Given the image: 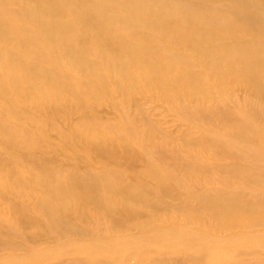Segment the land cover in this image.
I'll return each instance as SVG.
<instances>
[{
	"label": "bare ground",
	"instance_id": "6f19581e",
	"mask_svg": "<svg viewBox=\"0 0 264 264\" xmlns=\"http://www.w3.org/2000/svg\"><path fill=\"white\" fill-rule=\"evenodd\" d=\"M139 96L209 155L154 134ZM65 100L98 163L33 150ZM105 102L117 117L92 114ZM0 145L26 162L0 149V264H264V0H0Z\"/></svg>",
	"mask_w": 264,
	"mask_h": 264
},
{
	"label": "rangeland",
	"instance_id": "374dc122",
	"mask_svg": "<svg viewBox=\"0 0 264 264\" xmlns=\"http://www.w3.org/2000/svg\"><path fill=\"white\" fill-rule=\"evenodd\" d=\"M215 90L216 89H214V88L212 89L214 95L220 99H228L230 96V95L224 94L222 92L216 93ZM243 90H244L243 87H238L235 90V96L237 99H242L244 97L245 93H243ZM114 95H115V101L118 102V100L120 98L119 93H117V94L115 93ZM153 98H150V97L148 98L145 96H139L138 100H139L141 107L144 108L148 113L149 123L155 126V128H153L154 134H159L163 130V131H168V132L172 133L175 137L186 135L187 140L183 142L185 146H187L189 148H200L204 152H206L207 155H209V153L207 152L209 150L208 148H205V146L196 144L195 142L191 141L194 137H198L200 135V132L197 129L190 128L189 125H187L185 121H182L180 119L178 113H176L171 106L165 107V105H170L167 102V100L164 101V99H162V97H161L160 98L161 100H158L156 103H153L150 100ZM70 99L72 100L71 97H70ZM219 103L225 104L227 102H219ZM64 104H68V105H64ZM71 104L72 103H70L66 100L64 101V103L62 101V105H64L66 107L67 114H69V113L70 114L75 113V114L72 115V118L71 117L68 118L67 121L61 120V123L65 126H63V128H62V130H60V132H58L55 129H52L51 124L53 123V120L55 118L60 119L61 115H58V114L48 115L47 112H45L44 110H43L44 112H41V115H42L41 119L43 120V122H45L46 128H43L44 130H42V133H40L39 130H35V133L37 136L35 138L36 140L34 143L35 145L33 146V150L38 151L40 153L39 155L42 158L49 160L50 162H52L53 165L72 168L73 166L68 165V161H70L69 159H71V160L73 159L72 160L73 162L80 161L79 165H80V167L83 168V167H86L87 165L82 164L81 161L86 160V158H84V160H83L82 156L86 155L88 158H90L91 163H96L98 158L94 154V152L90 150L89 147H85V145L82 142H80L79 138H77L75 140L73 139L75 141V144L70 139L71 138V132L70 131L71 130L74 131L75 129L73 127L69 128L68 126L70 125L72 119H73V121L75 120V118L77 117L76 114H78V113L73 111ZM95 104L96 105L91 107V110H92V114L95 116H98V118L103 116V117H105V120H106L108 118H115L118 116L117 109L110 102H105L103 104H100V103H95ZM125 104L130 109H132L133 105H134V103L131 102V100L127 101ZM70 108H71V110H70ZM47 109H51V108H47ZM136 113H137V116L135 119H139L141 117V115L138 112H136ZM21 120H22V118H21ZM32 127L33 126H28L26 128L29 130H32ZM101 130H102V128H99L97 130V132L101 131ZM67 133L70 136L68 138H67ZM63 135L65 138L63 137ZM47 143H55L57 145L56 148H59L60 146L62 147L64 145V147L67 148V151L60 152L58 149H55L52 146H51V149H49L46 146ZM0 149L8 157H12V155L10 156L9 154H14V156H13L14 160L16 161V163L18 164L19 167L25 166L22 164V163L25 164L26 163L25 161H20V162L18 161L20 158L17 156V153L15 150L9 149L7 147H2L1 145H0ZM72 153H73V155H72ZM203 163L205 165L209 164V162L207 160L203 161ZM142 164H143V162H142ZM116 166L117 165H113V167H116ZM118 167H120V165ZM122 167L124 170H128V168H126L125 166H122ZM216 173L219 175L222 174L219 171H216ZM216 173H213V172L210 173V175L213 176L214 178L212 179L213 182H211L209 185L216 187V188H219L222 186L223 183L219 180V178H217L218 175ZM227 179L229 182L231 181L230 177H228ZM123 183H125V181ZM29 185L30 186L34 185L33 181L30 182ZM29 202H32V199ZM10 204H11V202H10ZM2 207L5 208L6 211H8V212L11 211L8 203H1L0 202V208H2ZM87 220L91 226H102L103 227V225H104L103 220H101L97 215L91 216V218L87 217ZM210 224L213 226L215 225L211 221H210ZM216 228L219 229L217 232L223 230L222 228H219L217 226H216ZM45 264H61V263L55 259H51V260H46Z\"/></svg>",
	"mask_w": 264,
	"mask_h": 264
}]
</instances>
